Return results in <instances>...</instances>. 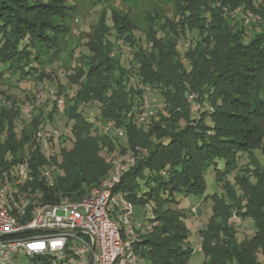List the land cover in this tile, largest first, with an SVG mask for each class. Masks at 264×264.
<instances>
[{
	"label": "trees",
	"instance_id": "16d2710c",
	"mask_svg": "<svg viewBox=\"0 0 264 264\" xmlns=\"http://www.w3.org/2000/svg\"><path fill=\"white\" fill-rule=\"evenodd\" d=\"M109 1L92 0L105 5ZM254 1L224 3L229 10L240 7L258 17V25L246 34L244 17L231 24L212 9L210 0H178L175 18L168 19L171 34L161 39L151 30L150 44L155 48L140 49L131 70L109 63L111 43L106 33L95 28L93 45L103 64L88 72L74 71L70 91L58 83V94L66 101L63 114L48 99L35 109L31 120L24 118L19 123L23 106L37 95L20 103L0 94V167L30 155L32 179L20 189L41 202L56 203L65 198L79 200L107 179L113 167L101 156L103 145L111 151L136 153L132 168L114 191L127 192L135 209L154 203L150 208L154 218L150 214L148 220L154 225L137 230L134 241L136 252L146 255L151 264H188L195 249L186 244V214L173 205L178 203V194H205L206 173L214 169V182L222 191L205 197L212 199L214 216L209 227L201 230V250L208 257L204 264H264V163L252 159L254 168L240 164L241 156H252L264 138V8ZM76 2L0 0V83L6 81V72L54 79L46 69L53 58L47 60L44 54L60 56L64 52L62 44L71 32L69 22L76 14ZM210 9L212 18L203 11ZM124 28L126 32L134 28L129 17ZM194 29L198 40L190 42L191 48L184 50L186 58L181 59L177 49L180 35L186 37ZM130 74L136 77L134 83ZM144 83L157 88L156 95L167 105L149 118L151 122L138 124ZM190 90L200 91V96L190 101ZM195 100L203 104L196 110ZM95 101L100 104H95L98 110L93 121L86 106ZM56 114L63 115L66 125L74 121L75 141L71 149L63 145L52 156L60 171L48 183L43 169L49 160L40 147L34 149L35 132L52 123ZM108 121L125 129L126 146H117L110 132H104ZM97 122L103 124L101 130ZM139 148L145 152L138 154ZM235 210L243 220L251 217L255 221L256 231L250 237L239 238L242 225L231 220Z\"/></svg>",
	"mask_w": 264,
	"mask_h": 264
},
{
	"label": "built area",
	"instance_id": "2783aa9c",
	"mask_svg": "<svg viewBox=\"0 0 264 264\" xmlns=\"http://www.w3.org/2000/svg\"><path fill=\"white\" fill-rule=\"evenodd\" d=\"M245 17L249 21L255 16L248 12ZM141 89L142 106L136 115L138 124L148 121L158 111L150 106L158 89L145 83L141 84ZM195 97L191 94L189 100ZM48 99L60 114L65 112V97L47 87L34 101L23 106L25 119L31 120L35 109ZM94 103L100 104L99 101ZM163 113L168 115L166 110ZM111 129L125 135L124 128L116 125L115 121H108L104 126L105 133ZM59 135L57 128L44 127L35 132L34 149L40 147L49 160L43 169L48 183H53L60 171L52 157L56 155L55 144ZM143 152L145 149H138V154ZM136 155L119 151L113 156L111 174L100 187L79 200L65 198L56 203L41 202L36 195L28 196L20 189V185L32 179L30 155L12 162L9 167H0V264H17L13 258L21 252L27 253L35 264H139L140 255L134 246L138 227L150 229L154 222L146 225L137 222L134 219L135 207L127 192L114 191L124 174L132 168ZM10 158L11 155L8 156L9 162ZM153 205L151 202L147 207L150 209ZM193 211L197 212V208ZM116 218L125 229L119 226ZM231 220L238 224L244 222L236 210ZM196 248L201 250L202 244ZM43 255L49 259L38 261Z\"/></svg>",
	"mask_w": 264,
	"mask_h": 264
},
{
	"label": "rangeland",
	"instance_id": "374dc122",
	"mask_svg": "<svg viewBox=\"0 0 264 264\" xmlns=\"http://www.w3.org/2000/svg\"><path fill=\"white\" fill-rule=\"evenodd\" d=\"M77 1L78 2L76 3L78 4L75 8L76 14L69 22L71 26V32L68 37L64 38V44H62L64 46V52L60 56L50 53L44 54V57L47 60L49 58H53L52 61L48 62L46 69L54 79L51 80V77L46 76L42 79H36L34 77L25 78L18 72L13 73L12 75H10V72H6V81L4 83H0V94L3 92L7 96L9 95L11 100L16 99L18 102L24 103V101L28 102L32 98L34 99L36 95H39V93L47 87L52 88L58 93V83L67 88V91H70L69 78L70 75L74 73V71L84 70L88 72L90 69L99 68V66L103 64L99 55L96 54L97 52L95 51V45H93L95 36L97 34V28H99L100 33H106L108 40L111 43L112 52L110 55H112L113 58H110L111 60L109 63H116L117 65H121L124 68L131 70L133 68V64H135L137 61L135 55L138 51H140V49L152 50L155 48V46L153 47V45L150 44L152 39L150 40L149 33L151 30H153L157 37L161 39H165L168 34H171L172 29L169 26L168 19L173 20L175 18L178 4V0H111L108 2L110 3L109 5H105L104 2L101 4H95L92 2V0ZM225 2H227V0H210L209 4L213 3V5H210L212 9L228 23L234 24L235 21L243 19L244 17L246 34L251 31L254 25H258V17H256L252 11L243 12L245 10H240V7L239 9L237 8L232 11L228 9V5L224 6ZM254 3L257 7L261 5L264 8V0H255ZM114 10L117 13H113ZM203 11L204 15L212 18L213 12L211 9L208 11ZM248 12L253 13L255 16L249 21H247L245 17L247 16ZM101 14L104 16L102 22L99 23V17ZM127 17H129L134 24V28L131 32H126L124 30ZM129 37H131V40ZM180 39L181 41L178 43L177 49L180 58L184 59L186 58L184 50L188 48L190 49L191 44L196 43L198 40V32L196 29L193 31H188L186 37L180 35ZM247 40L248 39L246 38L245 41ZM206 64L207 63H205V65ZM186 66H188L187 63L185 67ZM188 67L191 68L190 65ZM188 67L186 68L188 69ZM205 72L207 73V71ZM130 75L131 82L134 83L136 77L132 74ZM202 78L204 77L201 76L200 80ZM72 86L73 88H76V84H73ZM187 94H195L197 97L198 95L200 96V91L190 90L189 93L187 92ZM156 102L157 107L156 105L154 107L150 105L153 110H158L161 108V106H164V104L167 105V103L164 101L162 102V99L159 97H157ZM198 103L199 102L197 100L192 102L193 107L195 106L194 109L196 107L198 108L203 106L202 103ZM86 110L87 112L92 113L90 118L94 121V115L98 110L95 103H93V105L86 106ZM195 110L193 111L195 112ZM24 118L25 117L23 113H21L19 123H21ZM68 122L69 124L66 125V120L64 119L63 115L60 116V114H56L54 121L47 126L48 129L57 128L60 132L59 141L55 144L57 153L59 152V149L63 147V145L68 149H71L74 145V121L69 120ZM149 122H151V120H149ZM97 124L100 126L99 128L101 130L103 124L101 122H97ZM110 134L113 136L114 142L117 146L119 143H121L123 146H126V134L120 135L116 129H111ZM118 152L119 150L111 151L107 145H103L101 156L105 158L107 163L112 165L113 156ZM123 152L132 151L123 150ZM252 159H255L260 163H264V138L261 146L253 151L252 156L248 153L241 156L240 164L245 165L246 163L249 164L251 168H254V164L251 163ZM214 176V169L207 171L206 177L208 181V188L205 194L191 195L187 197L178 194L176 197L178 203L173 205V208L182 210L186 214L184 220L189 231L186 244L195 249L188 261V264H204L208 260L206 253L202 250H198L196 246L202 244L201 230L209 227V224L211 223V220L214 216L212 199H205V197L207 194L222 191V188L215 184ZM139 182L143 186L146 185L144 180H140ZM192 206L197 207V212L192 211ZM136 210L138 209L136 208ZM139 211L141 214H143V216L145 215L144 222L147 223L151 214L150 209L148 207H140ZM116 219L119 223V226H121L122 229H125L126 227L119 222L118 218ZM241 225L242 228L238 227L237 232L239 233L238 236L240 239H244L248 236L250 237L256 231L255 221L251 217L246 218V221L244 220L243 224ZM146 257V255L143 257L140 256L139 264H151V261L146 259ZM258 257L259 259L263 258L261 253H258ZM48 259V256L43 255L38 259V261L45 262ZM13 260L14 263L17 264H35V260H33L25 252L14 255Z\"/></svg>",
	"mask_w": 264,
	"mask_h": 264
},
{
	"label": "crops",
	"instance_id": "0c3cea01",
	"mask_svg": "<svg viewBox=\"0 0 264 264\" xmlns=\"http://www.w3.org/2000/svg\"><path fill=\"white\" fill-rule=\"evenodd\" d=\"M157 97H159L158 95H155L154 97H153V102L151 103V105H152V107H154L155 105H156V107H157ZM160 98V97H159ZM161 99V98H160ZM137 208V207H136ZM138 210H134V219L137 221V222H140V223H142L143 225H146V224H148L149 223V221L147 222V223H145L144 222V216H143V214H141L140 213V211H139V209L140 208H137ZM139 229L138 230H143L140 226L138 227Z\"/></svg>",
	"mask_w": 264,
	"mask_h": 264
}]
</instances>
